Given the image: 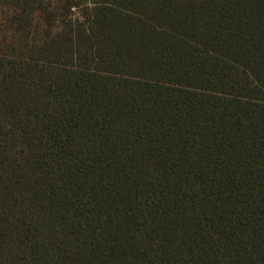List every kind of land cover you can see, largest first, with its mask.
I'll use <instances>...</instances> for the list:
<instances>
[{
    "label": "trees",
    "instance_id": "trees-1",
    "mask_svg": "<svg viewBox=\"0 0 264 264\" xmlns=\"http://www.w3.org/2000/svg\"><path fill=\"white\" fill-rule=\"evenodd\" d=\"M0 264H264V0H0Z\"/></svg>",
    "mask_w": 264,
    "mask_h": 264
}]
</instances>
